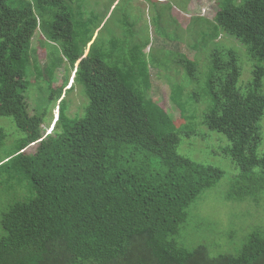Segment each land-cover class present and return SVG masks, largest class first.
Wrapping results in <instances>:
<instances>
[{
    "label": "trees",
    "instance_id": "obj_1",
    "mask_svg": "<svg viewBox=\"0 0 264 264\" xmlns=\"http://www.w3.org/2000/svg\"><path fill=\"white\" fill-rule=\"evenodd\" d=\"M218 4L210 36L238 39L256 64L239 86V53L216 49L204 87L211 106L202 123L226 135L224 151L241 167L229 198L257 201L264 190V0ZM109 13L99 18L77 0H0V115L21 131L0 155V264H264L260 228L218 245L183 237L188 208L223 171L179 153L173 116L138 89L146 66L140 53L149 42L125 49L130 57L123 68L107 62ZM37 31L46 45L58 44V54L47 50V95L31 114ZM64 61L75 73L66 91L78 86L87 99L80 115H70L62 97L69 75L51 86ZM179 63L190 77L198 69L194 59ZM178 88L183 93L184 85L173 82L177 105ZM57 100L59 115L46 134L43 124ZM6 139L0 124V151Z\"/></svg>",
    "mask_w": 264,
    "mask_h": 264
},
{
    "label": "rangeland",
    "instance_id": "obj_2",
    "mask_svg": "<svg viewBox=\"0 0 264 264\" xmlns=\"http://www.w3.org/2000/svg\"><path fill=\"white\" fill-rule=\"evenodd\" d=\"M78 1H84V9H94L99 18L104 17L110 10L106 19L107 29L103 32L107 37L113 35L103 51L109 64L123 68L129 64L130 57L123 51L131 48L133 43L149 42L140 53L146 66L137 82L138 89L149 92L152 100L173 116L182 140L178 147L179 153L219 167L223 171V176L217 184L206 189L188 208L189 218L183 237L192 243L218 245L230 239L235 242L255 228L264 230V190L262 198L257 201L251 197L243 200L229 198V191L241 172V167L224 151V147L229 143L226 135L211 130L202 123L211 106L204 87L209 64L216 49L219 46L231 47L239 53L243 66L239 86L242 80L243 86L252 77L256 64V60L248 55L238 39L225 33L218 35L215 40L210 36L214 31L216 12L220 9L218 0ZM56 45L58 44L52 42L46 45V38L40 31H37L32 39V48L36 52H32L31 84L28 90L31 114L40 110L42 98L47 95L49 76L45 67L50 63L51 56L47 50L55 56L58 54ZM181 57L197 62L198 69L193 76H188L183 65L178 64ZM147 58L150 60V66ZM67 67V61H64L55 69L51 86H61L65 76L69 75L62 97L65 96L68 101V113L72 116L80 115L87 99L78 86L70 92L66 91L75 76L74 70L69 69L70 72H67ZM173 82L175 88L184 85L183 93L179 88L175 89L179 105L171 100ZM59 104L60 100H57L49 109L47 120L43 124L46 134L57 120ZM262 121L264 134V116ZM0 124L7 133L5 145L0 151L2 155L4 150L13 148L21 131L10 117L0 115ZM35 147L36 145L30 146L28 151H34ZM227 234L232 235V238H228Z\"/></svg>",
    "mask_w": 264,
    "mask_h": 264
},
{
    "label": "clouds",
    "instance_id": "obj_3",
    "mask_svg": "<svg viewBox=\"0 0 264 264\" xmlns=\"http://www.w3.org/2000/svg\"><path fill=\"white\" fill-rule=\"evenodd\" d=\"M54 124H55V122H54ZM54 124L50 127V130H48V132H50L54 128Z\"/></svg>",
    "mask_w": 264,
    "mask_h": 264
},
{
    "label": "water",
    "instance_id": "obj_4",
    "mask_svg": "<svg viewBox=\"0 0 264 264\" xmlns=\"http://www.w3.org/2000/svg\"><path fill=\"white\" fill-rule=\"evenodd\" d=\"M77 66H78V64H77Z\"/></svg>",
    "mask_w": 264,
    "mask_h": 264
}]
</instances>
